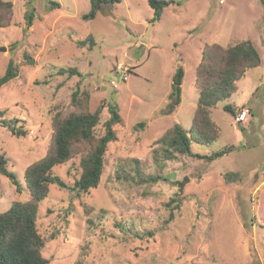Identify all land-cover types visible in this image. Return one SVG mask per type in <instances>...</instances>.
<instances>
[{
	"label": "rangeland",
	"instance_id": "obj_1",
	"mask_svg": "<svg viewBox=\"0 0 264 264\" xmlns=\"http://www.w3.org/2000/svg\"><path fill=\"white\" fill-rule=\"evenodd\" d=\"M4 1L12 3L13 16L0 29V47H6L0 52V77L10 60L19 73L0 87V155L20 190L0 175V213L29 200L24 171L50 151L54 114L101 106L97 136L103 134L108 103L117 105L121 118L98 186L78 193L53 184L39 203L36 229L48 264H264V8L259 0H172L155 22L147 0L101 5L88 21L81 16L89 12V0H52L59 4L55 9L48 0ZM86 38L94 44L76 45ZM244 40L255 46L260 65L247 70L236 92L211 110L217 139L190 147L205 157L226 152L215 159L178 155L163 166L154 164V142L174 124L189 129L204 45ZM178 65L184 71L180 103L169 108ZM63 68L80 76L62 75ZM76 89L78 107L71 102ZM226 104L235 116L248 108L245 121L236 122L223 110ZM13 120L24 135L10 132ZM88 149L76 147L52 174L73 186ZM136 160L141 171L160 179L132 180ZM176 196L180 206L168 221L166 203Z\"/></svg>",
	"mask_w": 264,
	"mask_h": 264
},
{
	"label": "trees",
	"instance_id": "obj_2",
	"mask_svg": "<svg viewBox=\"0 0 264 264\" xmlns=\"http://www.w3.org/2000/svg\"><path fill=\"white\" fill-rule=\"evenodd\" d=\"M48 1L51 9L59 8L58 3L52 0ZM89 1L91 5L89 12L81 16L84 21L91 20L96 16L98 5L112 6L121 0ZM259 2L264 8V0H259ZM173 3L172 0H147L148 6L154 12L150 22L158 21L163 10ZM12 16V3L0 0V29L10 25ZM31 17L32 15H29V20ZM261 32L264 41V17ZM93 44L92 38L76 41V45L80 48L86 45L90 47ZM23 57L27 63H32V59L26 54ZM259 65L258 51L250 40L226 47L216 43L205 44L195 70L194 86L198 97L189 129L186 130L181 125L174 124L158 138L151 151L153 163L163 166L165 162L176 159L178 155L210 159L222 156L226 151H219L205 157L192 154L190 147L192 143L206 145L217 139L218 130L210 117L211 110L219 102L230 98L236 92V83L243 78L247 70L257 68ZM18 68V64L13 60L7 63L4 74L0 77V87L18 76ZM58 71L62 75L80 76V73L74 68H63ZM183 76V68L178 65L172 77L169 108L177 107L180 103V86ZM78 96L79 90L76 89L71 95V102L76 107H78L76 105ZM87 101L88 96L85 98V103ZM101 109L102 107L99 106L93 112L77 110L66 116L54 114L52 117L53 134L50 151L42 159L30 164L24 171L29 200L15 202L5 212L0 213V264H48L40 253L43 241L36 229L39 203L47 197L49 186L53 184L63 189L70 188L78 193H87L98 186L107 145L116 140L114 126L121 121L117 105L108 103L109 116L102 124L103 134L97 136L95 128L100 123ZM223 110L231 116L236 114L235 108L228 104L223 106ZM1 115L3 112H0ZM16 121H12L14 123L10 124L9 130L18 137L24 135L25 132L15 125ZM2 124L7 125L4 122ZM82 145L87 146V149L89 147V151L81 156L79 164L81 173L74 181L73 186L69 187L61 178L52 174V169L69 161L74 149ZM134 162L132 168L136 176L131 177L132 180H136L138 183H155L160 179L159 175L144 173L138 167L139 162L137 160ZM6 165V158L0 155V175L6 177L19 192L18 180ZM173 203H175V208H171ZM166 206L169 208L168 221H171L174 217V209H178L180 206V199H177L176 196L169 200Z\"/></svg>",
	"mask_w": 264,
	"mask_h": 264
},
{
	"label": "built area",
	"instance_id": "obj_3",
	"mask_svg": "<svg viewBox=\"0 0 264 264\" xmlns=\"http://www.w3.org/2000/svg\"><path fill=\"white\" fill-rule=\"evenodd\" d=\"M126 77V76H124ZM249 114V109L248 108H244L242 109L239 113H237V115L235 116L234 120L236 122H244L247 115Z\"/></svg>",
	"mask_w": 264,
	"mask_h": 264
},
{
	"label": "water",
	"instance_id": "obj_4",
	"mask_svg": "<svg viewBox=\"0 0 264 264\" xmlns=\"http://www.w3.org/2000/svg\"><path fill=\"white\" fill-rule=\"evenodd\" d=\"M99 9H100V5L97 6V10H99ZM106 13H107L109 16L111 15L110 12H108V11L105 12L104 14H106ZM5 51H6V47H0V52H5Z\"/></svg>",
	"mask_w": 264,
	"mask_h": 264
},
{
	"label": "crops",
	"instance_id": "obj_5",
	"mask_svg": "<svg viewBox=\"0 0 264 264\" xmlns=\"http://www.w3.org/2000/svg\"><path fill=\"white\" fill-rule=\"evenodd\" d=\"M246 73H247V71L245 72L244 77L246 76ZM244 77H243L242 79H244ZM242 79H240V80H242ZM240 80H239V81H240ZM239 81H238V82H239ZM252 83H253V82H252ZM236 86H237V83H236Z\"/></svg>",
	"mask_w": 264,
	"mask_h": 264
}]
</instances>
